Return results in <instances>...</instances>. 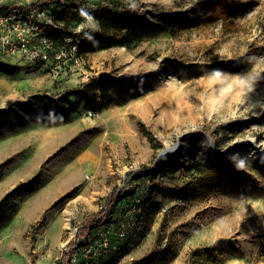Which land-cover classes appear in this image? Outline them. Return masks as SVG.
I'll use <instances>...</instances> for the list:
<instances>
[{
  "label": "rangeland",
  "instance_id": "374dc122",
  "mask_svg": "<svg viewBox=\"0 0 264 264\" xmlns=\"http://www.w3.org/2000/svg\"><path fill=\"white\" fill-rule=\"evenodd\" d=\"M120 1L145 6L151 24L174 19L170 32L80 60L59 45L60 58H17L16 73L0 71V111H13L0 125V264H60L124 183L108 225L69 252L71 264H264V0H235L237 13L209 29L197 19L215 0ZM64 22L83 36L99 28L82 15ZM101 74L118 86L93 113L79 92ZM65 96L76 103L69 115ZM205 120L215 145L195 134ZM173 149L221 165L222 187L182 201L174 188L186 171L133 175Z\"/></svg>",
  "mask_w": 264,
  "mask_h": 264
},
{
  "label": "trees",
  "instance_id": "16d2710c",
  "mask_svg": "<svg viewBox=\"0 0 264 264\" xmlns=\"http://www.w3.org/2000/svg\"><path fill=\"white\" fill-rule=\"evenodd\" d=\"M62 3L63 9L60 12H52L54 23L49 26L48 35L53 38L58 45H68L70 49L76 47L75 57L81 58L89 53L106 50L118 46H131L132 44L147 38H155L164 33L170 32V21L158 24H151L146 17L147 9L143 5L125 4L120 0H105L101 4L92 7H85L81 0H58ZM81 10L88 13L98 22L99 28L87 36H83L70 29L69 23L64 22L69 15H81ZM238 11V4L235 0H215L212 3V10L197 19V23L204 28H211L217 22H227ZM175 21H178L177 19ZM180 21L183 22L181 19ZM181 22V23H182ZM91 37V39H89ZM72 39L67 43V39ZM19 70L17 66L0 63V71L10 74ZM118 86L117 79L101 74L93 77L84 85V89L79 92L85 106L93 113L101 112L111 105L110 89ZM61 104L63 115H69L76 108V103L72 102L69 96H65ZM12 110L0 111V125L3 120L9 119ZM221 129L227 128L222 125ZM217 128L205 120L202 127L196 131L197 136L210 138L212 145L216 144ZM195 135V136H196ZM215 156L219 154L214 150ZM158 167V169L156 168ZM156 167H146L134 171L136 178L159 176L160 174L186 171L191 174L188 183L181 187H175L177 198L182 201L205 200L214 195L223 182V172L221 165L217 168H206L201 162L195 159H188L180 154L176 149L164 151L158 158ZM126 189V183L117 188L109 197L106 208L97 214L88 216L86 221L76 230L74 237L68 244L69 252L79 247L81 240L88 242L94 231H98L108 225L110 211L121 199L122 193ZM201 250H196L193 255L201 257ZM70 253L65 252L60 264H70ZM134 263V262H133Z\"/></svg>",
  "mask_w": 264,
  "mask_h": 264
},
{
  "label": "built area",
  "instance_id": "2783aa9c",
  "mask_svg": "<svg viewBox=\"0 0 264 264\" xmlns=\"http://www.w3.org/2000/svg\"><path fill=\"white\" fill-rule=\"evenodd\" d=\"M0 1L4 3L0 4V63L22 57L40 62L60 58V46L48 35L54 23L50 9L58 0ZM71 50L75 54L76 47ZM85 250L87 255L91 253L90 248Z\"/></svg>",
  "mask_w": 264,
  "mask_h": 264
},
{
  "label": "clouds",
  "instance_id": "9594fccd",
  "mask_svg": "<svg viewBox=\"0 0 264 264\" xmlns=\"http://www.w3.org/2000/svg\"><path fill=\"white\" fill-rule=\"evenodd\" d=\"M81 15L85 16L87 18V20L89 21L91 27L97 28V25L93 22V18L90 15H88V13L84 12L83 10H81ZM89 39H91V37H89ZM238 166L239 167H243V161H241Z\"/></svg>",
  "mask_w": 264,
  "mask_h": 264
}]
</instances>
